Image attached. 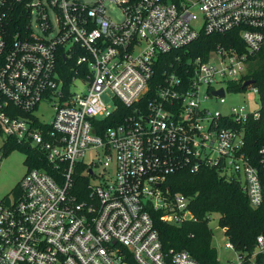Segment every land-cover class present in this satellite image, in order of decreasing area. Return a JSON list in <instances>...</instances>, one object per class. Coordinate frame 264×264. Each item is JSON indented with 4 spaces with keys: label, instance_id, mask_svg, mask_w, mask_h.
<instances>
[{
    "label": "built area",
    "instance_id": "2783aa9c",
    "mask_svg": "<svg viewBox=\"0 0 264 264\" xmlns=\"http://www.w3.org/2000/svg\"><path fill=\"white\" fill-rule=\"evenodd\" d=\"M110 1L122 20L106 0H0V152L8 136L24 139L53 170L29 167L0 198V264H203L187 249L165 251L153 216L195 218L191 196L167 182L180 168L214 167L252 205L264 199V142L256 157L244 149L246 123L262 106L247 75L264 53V0ZM203 33L227 36L161 68L164 55ZM61 52L70 66L59 63ZM229 90L252 91L260 108H214ZM118 99L133 110L98 133L94 119ZM41 102L54 107L50 121L35 112ZM87 150L98 154L99 170ZM82 161L85 197L74 190ZM237 254L220 264H264V232L250 254Z\"/></svg>",
    "mask_w": 264,
    "mask_h": 264
},
{
    "label": "trees",
    "instance_id": "16d2710c",
    "mask_svg": "<svg viewBox=\"0 0 264 264\" xmlns=\"http://www.w3.org/2000/svg\"><path fill=\"white\" fill-rule=\"evenodd\" d=\"M23 20L24 18H18L15 22ZM226 36L222 33H203L195 41L164 55L161 68L171 69L179 62H187L191 55L205 53ZM63 53L58 56L59 63L70 66L72 60L65 59ZM176 54H181L182 59L177 60ZM70 74L69 69L63 75L68 77ZM247 76L255 79L262 102L259 117H250L245 130L244 149L252 157H256L259 146L264 142V53L258 55ZM239 87H242L241 83ZM132 110L133 106L118 99L116 108L108 116L94 119L96 131L101 133L104 128L121 123ZM35 120L38 122V118ZM99 122L100 128L97 127ZM16 148L26 153L24 161L28 167H41L53 173L51 163L44 159V154L37 146L24 139L8 136L2 148L4 155ZM84 164L83 161L79 162L74 171V190L80 191L81 197L87 195L90 181L89 176L82 171ZM167 182L174 191L191 196L190 206L195 218L173 224L162 220L160 211L153 212L165 251L187 249L203 264H220L217 248L212 242L213 230L209 224L212 212L220 214L219 224L224 227L236 250L244 254H250L254 250L258 234L264 232V199L260 205H252L241 184L237 180L226 178L214 167L205 166L195 172L180 168L168 176Z\"/></svg>",
    "mask_w": 264,
    "mask_h": 264
},
{
    "label": "rangeland",
    "instance_id": "374dc122",
    "mask_svg": "<svg viewBox=\"0 0 264 264\" xmlns=\"http://www.w3.org/2000/svg\"><path fill=\"white\" fill-rule=\"evenodd\" d=\"M86 2L92 3L95 0H85ZM107 13L115 21H120L123 19V11L121 6L110 0H106ZM110 92V91H109ZM106 102L112 104V92L104 95ZM232 105H246L248 109H259L261 102L257 94L250 90H239L231 91L226 93V102L216 103L214 108L226 111L229 106ZM35 112L45 121H50L53 117L54 107L50 103L41 102L36 108ZM1 146V140H0ZM2 160H0V198L10 194L18 185L20 179L23 177L28 165L25 163L24 159L26 153L20 149H13L9 154L4 155L3 149L0 152ZM85 160L92 165L94 170H99L101 166L95 164L94 161L98 160V154L95 150H87L85 155ZM218 212H212L209 217V224L213 230V245L217 248L218 258L221 263H227L231 260L237 258L238 250H234L227 246L229 238L225 233L224 227L219 224Z\"/></svg>",
    "mask_w": 264,
    "mask_h": 264
},
{
    "label": "water",
    "instance_id": "95a60500",
    "mask_svg": "<svg viewBox=\"0 0 264 264\" xmlns=\"http://www.w3.org/2000/svg\"><path fill=\"white\" fill-rule=\"evenodd\" d=\"M253 81H254L253 79H248V80H246V81L244 82V85H245V84H248V83H251V82H253ZM217 92L220 93V94H224V89L222 88V89L218 90Z\"/></svg>",
    "mask_w": 264,
    "mask_h": 264
}]
</instances>
